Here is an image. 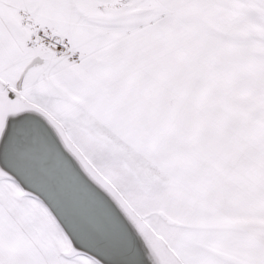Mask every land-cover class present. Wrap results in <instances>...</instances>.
I'll return each instance as SVG.
<instances>
[{"label":"snow or ice","instance_id":"snow-or-ice-1","mask_svg":"<svg viewBox=\"0 0 264 264\" xmlns=\"http://www.w3.org/2000/svg\"><path fill=\"white\" fill-rule=\"evenodd\" d=\"M0 264H264V0H0Z\"/></svg>","mask_w":264,"mask_h":264}]
</instances>
